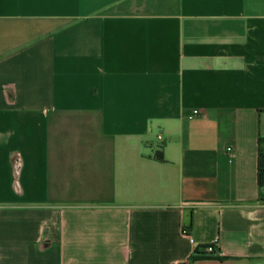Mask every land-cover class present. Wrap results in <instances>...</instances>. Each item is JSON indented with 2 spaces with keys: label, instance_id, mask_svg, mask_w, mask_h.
I'll list each match as a JSON object with an SVG mask.
<instances>
[{
  "label": "crops",
  "instance_id": "obj_1",
  "mask_svg": "<svg viewBox=\"0 0 264 264\" xmlns=\"http://www.w3.org/2000/svg\"><path fill=\"white\" fill-rule=\"evenodd\" d=\"M259 138L264 0H0V264H264Z\"/></svg>",
  "mask_w": 264,
  "mask_h": 264
},
{
  "label": "trees",
  "instance_id": "obj_2",
  "mask_svg": "<svg viewBox=\"0 0 264 264\" xmlns=\"http://www.w3.org/2000/svg\"><path fill=\"white\" fill-rule=\"evenodd\" d=\"M258 186L264 188V138L258 140ZM159 160H163V155H158ZM198 257H195L197 259Z\"/></svg>",
  "mask_w": 264,
  "mask_h": 264
},
{
  "label": "built area",
  "instance_id": "obj_3",
  "mask_svg": "<svg viewBox=\"0 0 264 264\" xmlns=\"http://www.w3.org/2000/svg\"><path fill=\"white\" fill-rule=\"evenodd\" d=\"M199 114H200V112L197 111V110L193 112V116H197ZM185 233L187 234V232H185ZM206 252L209 253V254H212V253L216 252V249L214 248V246H209V247L206 248Z\"/></svg>",
  "mask_w": 264,
  "mask_h": 264
}]
</instances>
